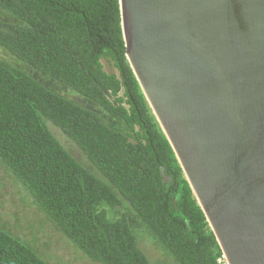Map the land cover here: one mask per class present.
I'll list each match as a JSON object with an SVG mask.
<instances>
[{
	"label": "trees",
	"instance_id": "trees-1",
	"mask_svg": "<svg viewBox=\"0 0 264 264\" xmlns=\"http://www.w3.org/2000/svg\"><path fill=\"white\" fill-rule=\"evenodd\" d=\"M0 12L18 22H0L1 49L124 128L0 61V166L54 230L95 264H150L135 232L173 264H226L128 64L119 0H0ZM0 264L49 263L0 226Z\"/></svg>",
	"mask_w": 264,
	"mask_h": 264
},
{
	"label": "water",
	"instance_id": "water-1",
	"mask_svg": "<svg viewBox=\"0 0 264 264\" xmlns=\"http://www.w3.org/2000/svg\"><path fill=\"white\" fill-rule=\"evenodd\" d=\"M119 4L128 64L226 264H264V0Z\"/></svg>",
	"mask_w": 264,
	"mask_h": 264
},
{
	"label": "rangeland",
	"instance_id": "rangeland-1",
	"mask_svg": "<svg viewBox=\"0 0 264 264\" xmlns=\"http://www.w3.org/2000/svg\"><path fill=\"white\" fill-rule=\"evenodd\" d=\"M0 22L17 24L11 16L0 12ZM0 61L26 73L41 86L70 102L85 109L91 110L102 117L111 128L124 130V128L109 119L98 107L73 93L68 88L35 72L28 66L19 63L6 51L0 48ZM105 72L117 75L116 70L107 67L103 62ZM50 132L59 143L81 165L98 177V174L87 163L81 152L69 142L57 129L48 125ZM0 226L11 235L19 238L31 246L37 254L49 264H95L84 257L78 250L70 245L52 225L38 212L28 196L11 180L0 166ZM140 250L146 255L150 264H173L156 246L148 234L135 232Z\"/></svg>",
	"mask_w": 264,
	"mask_h": 264
}]
</instances>
